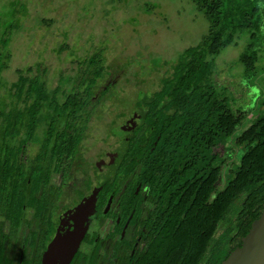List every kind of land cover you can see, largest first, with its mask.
Instances as JSON below:
<instances>
[{
  "label": "trees",
  "instance_id": "1",
  "mask_svg": "<svg viewBox=\"0 0 264 264\" xmlns=\"http://www.w3.org/2000/svg\"><path fill=\"white\" fill-rule=\"evenodd\" d=\"M188 1L208 21L207 33L178 54L155 91L136 101L139 121L114 180L120 182L115 191L127 182L124 200L135 198L136 187L145 190L146 230L154 233L142 264H221L264 209V101L256 111L237 105L239 92L220 88L223 71L216 63L236 43L238 31L260 29L264 0ZM5 2L0 6V264H18L20 257L39 258L50 239L52 229L38 220L57 209L51 180L75 170L90 117L111 88L100 90L111 71L108 40L87 39L91 49L77 59L76 74L58 70L54 87L42 61L17 70L15 81L6 79L31 1ZM95 5L96 0H84L83 9ZM155 7L147 3L144 12ZM33 20L38 26L53 23L39 15ZM254 45L248 43L238 57L246 75L258 62ZM56 48L59 54L71 49L65 42ZM15 201L20 206L14 210Z\"/></svg>",
  "mask_w": 264,
  "mask_h": 264
},
{
  "label": "rangeland",
  "instance_id": "2",
  "mask_svg": "<svg viewBox=\"0 0 264 264\" xmlns=\"http://www.w3.org/2000/svg\"><path fill=\"white\" fill-rule=\"evenodd\" d=\"M3 1L7 0H0L1 7L7 5ZM30 1L27 17L22 20L24 30L13 45L9 68L3 73L6 79L15 81L17 70L42 61L47 69L45 77L54 87L58 70L75 75L77 61L88 55L85 52L91 49V42L108 40L106 58L111 74L100 90L107 86L111 88L90 117L85 139L80 145L81 157L78 156L79 160L74 163L75 167L81 163L82 169L98 160L103 151L124 150L128 140H122L123 145H120V136H123L120 127L133 113L137 114L129 121L138 117L141 108L137 109L136 101L159 87L160 78L170 71L178 54L197 45L209 27L208 21L188 0H117L112 5L96 0V5L88 9H83L84 0ZM147 3L156 7L144 12ZM104 10L110 14L105 15ZM36 15L48 17L53 23L38 26L33 20ZM259 28L249 30L254 32L253 37L248 30L238 31L236 43L224 49L216 59L223 71L217 79L223 84L220 88L229 85L230 89H237L241 97L237 99V105L251 111H256L259 103L264 101V15ZM62 42L67 43L71 51L68 49L59 54L56 46ZM253 42L258 62L254 72L246 75L238 57L246 45ZM230 89L224 91L229 93ZM89 159L90 162L84 161ZM62 178V174L55 175L52 187H59ZM77 183L71 179L70 193L62 196L63 201H68L67 205L73 203L69 200L76 199L75 194L84 192ZM19 206L20 203H13L14 210ZM45 221L43 219L42 223Z\"/></svg>",
  "mask_w": 264,
  "mask_h": 264
},
{
  "label": "flooded vegetation",
  "instance_id": "3",
  "mask_svg": "<svg viewBox=\"0 0 264 264\" xmlns=\"http://www.w3.org/2000/svg\"><path fill=\"white\" fill-rule=\"evenodd\" d=\"M135 114L133 113L131 117ZM137 116L132 122L129 121L130 117L122 128L120 127L123 134L120 136V145H123L122 140L127 141L128 135L130 136L131 132L136 130L139 114ZM123 151L114 153L103 151L98 160H84L85 162L91 161L92 166L82 169L79 163L74 171L70 168L59 173L63 178L61 185L57 188L52 187V180L55 176L52 178L50 188L55 196L54 208L57 209L53 215L41 216L38 220V223L46 229H52L50 239L39 258L23 259L20 257L18 264L22 262L30 264H142L147 242L154 231L146 230L143 215L147 209L145 190L136 187L135 198L132 200L123 199L127 195L125 193L128 190L127 182L122 183L119 191H115L120 185V182L114 184V180ZM90 169L93 172H89ZM71 179L76 180L77 186H80L84 192L79 191L75 194L76 199L69 200L73 203L67 205L68 201H63L62 196L70 193ZM115 193L119 195L118 198L113 199ZM90 198L91 201H88ZM80 204L83 206L88 204V206L85 207L86 209L81 208L76 211ZM133 204L137 205L142 213L136 215V207L131 209L129 215L126 216L128 208L134 206ZM43 219H46L44 223H42ZM30 226L31 230L35 228L32 220H30ZM57 235L65 238L62 246L48 253L49 246ZM72 251L73 254L68 259L66 254Z\"/></svg>",
  "mask_w": 264,
  "mask_h": 264
},
{
  "label": "water",
  "instance_id": "4",
  "mask_svg": "<svg viewBox=\"0 0 264 264\" xmlns=\"http://www.w3.org/2000/svg\"><path fill=\"white\" fill-rule=\"evenodd\" d=\"M89 200L91 201V198ZM87 206L88 204L84 206L80 204L76 208V211L81 210V208L84 209ZM70 236L72 237V234ZM64 239V237L57 235L49 246L48 253L56 248H61ZM72 254L73 251L66 254L68 259L71 258ZM221 264H264V209L260 217L252 222L246 236L241 238V245L231 251Z\"/></svg>",
  "mask_w": 264,
  "mask_h": 264
}]
</instances>
